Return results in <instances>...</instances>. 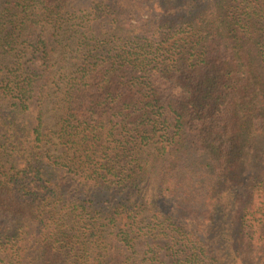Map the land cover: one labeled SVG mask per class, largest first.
<instances>
[{
    "label": "trees",
    "instance_id": "trees-1",
    "mask_svg": "<svg viewBox=\"0 0 264 264\" xmlns=\"http://www.w3.org/2000/svg\"><path fill=\"white\" fill-rule=\"evenodd\" d=\"M0 264H264V0H0Z\"/></svg>",
    "mask_w": 264,
    "mask_h": 264
}]
</instances>
